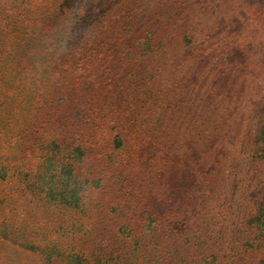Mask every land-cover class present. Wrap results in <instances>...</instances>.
Wrapping results in <instances>:
<instances>
[{
	"label": "rangeland",
	"instance_id": "obj_1",
	"mask_svg": "<svg viewBox=\"0 0 264 264\" xmlns=\"http://www.w3.org/2000/svg\"><path fill=\"white\" fill-rule=\"evenodd\" d=\"M49 2L60 69L0 96V264H264V110L247 103L264 0ZM46 155L81 206L48 193Z\"/></svg>",
	"mask_w": 264,
	"mask_h": 264
},
{
	"label": "trees",
	"instance_id": "obj_2",
	"mask_svg": "<svg viewBox=\"0 0 264 264\" xmlns=\"http://www.w3.org/2000/svg\"><path fill=\"white\" fill-rule=\"evenodd\" d=\"M32 1L34 3L24 0L20 6L21 14L16 13L10 22L1 18L0 15V96L2 95V91L5 92L4 86H7L11 91H13V86L18 87L16 83L21 82L22 76H28L31 82H35L39 77V67H41V73L48 74V78H52L56 72L55 70L60 69L58 66L61 65H56L54 61L57 58L50 51V48L56 44L55 30L57 23L53 20L51 13L53 4L49 0ZM3 6L4 3L0 0V13ZM255 9L260 12L259 16L264 17V2L255 7ZM260 34V40H262V44L260 45L264 49V20L261 25ZM48 83L50 81L45 83V87L52 86V83L50 86H47ZM252 89L257 93L256 88L247 89V98L249 100L247 103L255 105L254 108L261 106L264 110V73L263 83L260 88L261 93H263V99L254 98ZM255 119H257L254 122L257 136H255L256 133H253V129L250 133L254 139L253 144L257 145L258 143H264V119L259 118V113L255 116ZM117 142L119 143V140ZM245 142L247 145L251 144V142H248V135ZM76 149L79 154L82 153L80 147H76ZM262 150L264 154V147ZM51 151H53V147H51ZM46 156L44 157V171L39 177L45 183L44 185L48 193H54V190H57V193H54V197H52L53 200L56 198V200L65 202L72 208L81 206L80 188L78 187L76 178H73L75 177L73 167L70 163H67L61 165L60 169H62L59 170L54 158ZM0 173L2 177H6L5 168L0 167ZM48 199L52 200L51 197ZM263 216L264 208L259 207L257 214L253 218L258 226H264ZM66 260L67 264H108L104 259L91 261L74 252H69L68 259Z\"/></svg>",
	"mask_w": 264,
	"mask_h": 264
}]
</instances>
